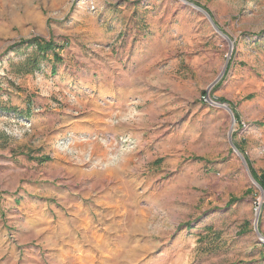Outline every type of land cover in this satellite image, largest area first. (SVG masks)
<instances>
[{
    "label": "rangeland",
    "instance_id": "1",
    "mask_svg": "<svg viewBox=\"0 0 264 264\" xmlns=\"http://www.w3.org/2000/svg\"><path fill=\"white\" fill-rule=\"evenodd\" d=\"M182 1L0 0V264H264V0Z\"/></svg>",
    "mask_w": 264,
    "mask_h": 264
},
{
    "label": "trees",
    "instance_id": "2",
    "mask_svg": "<svg viewBox=\"0 0 264 264\" xmlns=\"http://www.w3.org/2000/svg\"><path fill=\"white\" fill-rule=\"evenodd\" d=\"M36 45L37 48L39 49L40 52H42L43 54L48 53L49 51H52L54 57L59 58L58 54L55 52V47L53 43H42L41 41H35V42H31L29 45ZM37 67V64H35ZM30 73V71L28 72ZM237 147L239 148V146L237 145ZM240 149V148H239ZM256 181L262 186V188L264 189V174H262L261 176H257L254 175Z\"/></svg>",
    "mask_w": 264,
    "mask_h": 264
},
{
    "label": "built area",
    "instance_id": "3",
    "mask_svg": "<svg viewBox=\"0 0 264 264\" xmlns=\"http://www.w3.org/2000/svg\"><path fill=\"white\" fill-rule=\"evenodd\" d=\"M202 101L204 102V103H206V104H212L213 105V102L210 100V98H209V95H204L203 97H202ZM217 105V104H216ZM124 144L125 145H127V147L126 148H130L129 146H133L134 144H131V140H125L124 141ZM131 148H133V147H131ZM130 148V149H131ZM129 149V150H130Z\"/></svg>",
    "mask_w": 264,
    "mask_h": 264
},
{
    "label": "bare ground",
    "instance_id": "4",
    "mask_svg": "<svg viewBox=\"0 0 264 264\" xmlns=\"http://www.w3.org/2000/svg\"><path fill=\"white\" fill-rule=\"evenodd\" d=\"M182 1V0H181ZM183 2V1H182Z\"/></svg>",
    "mask_w": 264,
    "mask_h": 264
}]
</instances>
